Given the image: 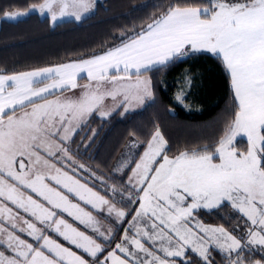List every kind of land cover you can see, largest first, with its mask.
Wrapping results in <instances>:
<instances>
[{"label":"snow or ice","instance_id":"snow-or-ice-1","mask_svg":"<svg viewBox=\"0 0 264 264\" xmlns=\"http://www.w3.org/2000/svg\"><path fill=\"white\" fill-rule=\"evenodd\" d=\"M32 7L55 25L81 20L94 0ZM199 53L222 61L235 100L216 144L170 156L157 127L127 186L94 172L104 191L90 186L66 144L76 123L108 116L109 97L125 111L154 99L149 73ZM83 78L76 99L59 98ZM222 205L243 218V235L198 219ZM114 224L126 225L118 239ZM213 252L224 264H264V0H177L103 54L0 74V264H215Z\"/></svg>","mask_w":264,"mask_h":264},{"label":"trees","instance_id":"trees-1","mask_svg":"<svg viewBox=\"0 0 264 264\" xmlns=\"http://www.w3.org/2000/svg\"><path fill=\"white\" fill-rule=\"evenodd\" d=\"M41 2L0 0V74L27 72L103 54L177 0H94V11L81 20L65 17L55 25L47 14L33 11L32 6ZM6 12L21 15L8 19ZM189 74L191 84L186 79ZM149 75L153 102L138 111H118L108 119L95 115L87 135L81 139L79 133L72 142L73 156L89 170L81 169L79 173L102 193L104 184L91 173L108 185L127 186L128 168L142 154L157 127L173 156L181 151L213 147L233 118L235 100L229 76L217 57L199 53ZM181 92L183 104L176 99ZM239 147L243 150L245 145ZM123 161H128V165L117 172ZM200 219L243 235V218L230 206L203 210ZM213 257L215 264H224L222 255L213 252Z\"/></svg>","mask_w":264,"mask_h":264},{"label":"rangeland","instance_id":"rangeland-1","mask_svg":"<svg viewBox=\"0 0 264 264\" xmlns=\"http://www.w3.org/2000/svg\"><path fill=\"white\" fill-rule=\"evenodd\" d=\"M94 8H95V6L93 7V9H92L89 13H91L92 11H94ZM89 13H87V14H89ZM84 16H85V14H84ZM84 16H83V17H84ZM83 90H84L83 87H78L77 89L71 90V91H69V92L66 93V94L63 93L61 96H59V98H60V99H64L65 97H68V98L76 99V98L78 97V95H79L80 93L83 92ZM51 98H57V97H51ZM29 110H30V109H29ZM130 110H134V109L130 108V109H128L127 111H125V110H124V107H122V108H119L116 112H118V111H122V113L134 112V111H130ZM95 115H97L99 118H102V119H108V118H110L111 113H110L108 116L103 117V116L99 115V112H93V113H92L90 116H88L85 120L76 123L75 132H74V134L72 135L71 140L68 141V142H66L67 147L70 149L71 154L73 153V152H72V142H73L74 138H75L79 133L82 134L81 139L84 138V137L87 135L88 130H89V128H90L91 121H92L91 119H92ZM192 130H193V129H192ZM93 135H94V134H93ZM93 135L91 134L90 137H93ZM89 141H90V139H89ZM143 150H144V149H143ZM72 156H73V154H72ZM73 159L77 162V164H80V163H78V159H77L76 157L73 156ZM78 174H79L80 176H82L80 173H78ZM130 175H131V173L129 172L128 176H130ZM127 178H128V177H127ZM126 185H127V179H126ZM123 203H127V199H126V198H125V200L123 201ZM134 206H135V205H133V207H134ZM201 211H203V210H201ZM69 219H70V218H69ZM198 219L201 220V219H200V215H199ZM201 222H203V221L201 220ZM105 223H109V221H106ZM203 223H204L205 225H212V224H207V223H205V222H203ZM212 226H217V225H212ZM82 227H83V226H81V228H82ZM113 227H114V230H115L116 237H117V239H118V238H119V235H120L119 229L126 227V225L114 224Z\"/></svg>","mask_w":264,"mask_h":264},{"label":"crops","instance_id":"crops-1","mask_svg":"<svg viewBox=\"0 0 264 264\" xmlns=\"http://www.w3.org/2000/svg\"><path fill=\"white\" fill-rule=\"evenodd\" d=\"M54 67V66H51ZM33 71V70H32ZM28 72V71H27ZM11 75V74H10ZM84 74H81V76H83ZM150 76V75H149ZM151 78V76H150ZM89 81L86 78L83 79H78V84L80 85V87H83L85 84H88ZM108 87H111L110 85ZM69 91L64 92L65 94L68 93ZM155 98V96H154ZM121 99V97H117V102H114L111 100V98H106V100L104 101V104L102 105V109L104 111L109 112V114L111 113V115H113L114 113H117L116 111L119 108L124 107L122 104L118 103V101ZM154 99L152 100H146L143 104H139V105H134L133 107H131L134 110H130V111H138L141 110L143 108H145L149 103L153 102ZM130 109V108H129ZM100 115V114H99Z\"/></svg>","mask_w":264,"mask_h":264}]
</instances>
